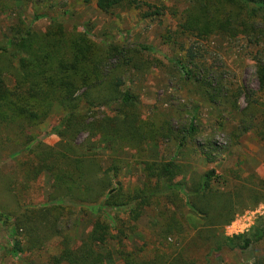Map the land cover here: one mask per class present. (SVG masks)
I'll list each match as a JSON object with an SVG mask.
<instances>
[{
  "label": "trees",
  "instance_id": "16d2710c",
  "mask_svg": "<svg viewBox=\"0 0 264 264\" xmlns=\"http://www.w3.org/2000/svg\"><path fill=\"white\" fill-rule=\"evenodd\" d=\"M13 1L0 0V14L14 12ZM91 1L109 17L131 10H137L142 20L166 13L178 17L176 8L142 0L84 3ZM181 1L189 9L173 30H167L164 43L186 52L193 68L188 77L203 90L207 104L232 113L237 123L234 140L252 132L263 141L264 0ZM65 23L52 20L39 35L18 16L8 29L9 43L0 44V162L23 153L30 155L18 164L17 174L0 175L4 194L14 203L12 208H0V223L11 227L14 236L10 243L17 262L24 264V253L42 251L58 241V252L47 264H108L114 256L122 264H199L185 252L190 247L186 221L190 212L182 196L187 195L191 213L203 222L189 238L199 240L207 249L200 264H210L212 258L225 253L248 250L254 252L252 264H264V219L247 234L225 238L221 231L238 212L264 201V181L252 176L245 182L256 186L252 183L256 180L259 190L235 182V188L221 190L213 187L219 179L214 170L187 176L185 166L173 161L147 160L148 145L174 141L184 147L199 145L196 126L180 129L163 117L144 118L140 98L129 87L134 81L143 83L163 62L147 55L153 52L149 46L118 44L110 37L96 43L74 23L66 32ZM215 34L257 48V93L223 80L225 72L220 69L210 80L213 68L197 60L200 48L191 44L186 49L187 42L205 43ZM50 118L57 120L45 134L58 139L53 147L31 134V129ZM103 138L116 139L121 150L132 153L143 176L141 186L126 191L116 182L123 160L113 159L108 169L102 168L101 160L90 150ZM218 149L211 142L201 154L212 163L213 150ZM44 174L51 181L47 203L21 205L16 191L27 193ZM179 177L184 181L177 180ZM75 207L94 214L89 235L82 242L74 240ZM145 211L160 219L151 233L156 248L150 260L139 258L125 243L127 233L139 229L137 222ZM109 242L116 243L115 255L98 249Z\"/></svg>",
  "mask_w": 264,
  "mask_h": 264
},
{
  "label": "rangeland",
  "instance_id": "374dc122",
  "mask_svg": "<svg viewBox=\"0 0 264 264\" xmlns=\"http://www.w3.org/2000/svg\"><path fill=\"white\" fill-rule=\"evenodd\" d=\"M152 5H165L178 10V17L174 19L170 13L149 20L139 18L137 10L117 13L114 17L102 14L94 1L84 3V0H14V12L0 14V44L9 43L8 29L15 25L18 16H21L25 24L31 25L39 35L43 34L52 20L65 23L66 32L72 30V23L77 25L80 33H86L88 37L101 43L105 37L113 38L118 44L149 46L153 49L151 58L163 62L161 69H154L146 77L145 81H134L129 84L130 89L139 96L143 117L159 116L171 120L175 128L186 129L190 125L196 126L200 132L197 140L198 146H180L178 141L164 143L161 146L148 145L146 159L156 162L173 161L185 166L186 175H203L208 170H214L219 179L213 183L216 189L235 188L233 183L241 184L245 189L254 187L261 189L258 182L254 185L245 184L254 176L264 181V140H260L254 133H248L237 141L233 139L236 130V119L232 113L224 107L209 105L204 100L203 90L198 88L189 79L192 66L187 61L186 52L173 48L171 43H164L167 30L174 29L178 22L186 15L189 5L181 0H142ZM179 18V19H178ZM191 44L197 46L199 62L212 67L208 78L216 76L214 71L220 69L225 72L223 80L243 86L247 91L257 93L258 83L256 78V47L247 46L245 42H230L225 36L215 34L207 42L194 41L186 43V49ZM189 75V77H188ZM204 73H201V78ZM261 98V95H257ZM240 107H244L245 101H239ZM56 118H50L40 127L31 129V134L42 140L47 146L53 147L58 139L54 136H46L50 127L56 124ZM96 141V139H95ZM215 147L221 145L215 153L214 162L208 163L201 154L202 148L209 143ZM192 147V148H191ZM206 149V154L210 153ZM95 152L101 160L102 168L108 169L113 159L124 161L123 170L116 176V182L126 191H131L134 186H141L143 176L138 165L132 159L130 151L121 150L119 143L114 138H103L97 142ZM7 156V153L4 154ZM28 153H23L11 159L0 162V175L17 174L18 164L29 159ZM186 166L189 168L186 169ZM187 178V177H186ZM177 180L184 181L182 177ZM51 181L44 174L27 193L16 191L17 200L21 205L47 203ZM264 192V190H262ZM183 203L190 212L186 215V221L190 230L187 237L190 247L185 251L188 257L203 263V255L207 249H203L200 241L193 238V232L202 227L203 222L191 213L187 195L182 196ZM14 203L7 200L3 191V179L0 176V208ZM113 212H111L112 216ZM94 214L87 208H74V240L84 241L91 230ZM264 219V201L255 207L246 208L238 212L233 220L225 225L221 231L225 238H230L234 230H240L243 234L250 233L258 222ZM10 223L12 220L9 221ZM160 219L151 211H145L138 220V230L127 233L125 243L137 256L144 260H150L154 255L156 243L151 233L158 227ZM233 225V229H231ZM11 227L0 223V264H19L12 254L10 239L14 236ZM58 241L52 242L42 251L24 253L21 258L24 264H47L51 256L58 252ZM116 243L109 242L98 246L103 253L111 251L114 255ZM253 250L240 254L225 253L221 257L211 259L210 264H252ZM22 264V263H20ZM108 264H122L114 256Z\"/></svg>",
  "mask_w": 264,
  "mask_h": 264
},
{
  "label": "built area",
  "instance_id": "2783aa9c",
  "mask_svg": "<svg viewBox=\"0 0 264 264\" xmlns=\"http://www.w3.org/2000/svg\"><path fill=\"white\" fill-rule=\"evenodd\" d=\"M219 148H221V145H218ZM231 229H233V225H231ZM243 234L240 230H234L233 234H230V236L240 235Z\"/></svg>",
  "mask_w": 264,
  "mask_h": 264
}]
</instances>
